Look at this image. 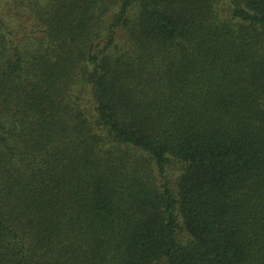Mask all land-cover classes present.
<instances>
[{"label": "trees", "instance_id": "16d2710c", "mask_svg": "<svg viewBox=\"0 0 264 264\" xmlns=\"http://www.w3.org/2000/svg\"><path fill=\"white\" fill-rule=\"evenodd\" d=\"M0 264H264V0H0Z\"/></svg>", "mask_w": 264, "mask_h": 264}]
</instances>
